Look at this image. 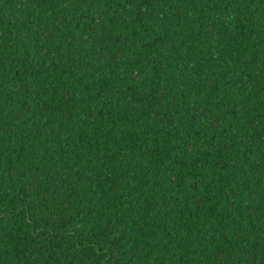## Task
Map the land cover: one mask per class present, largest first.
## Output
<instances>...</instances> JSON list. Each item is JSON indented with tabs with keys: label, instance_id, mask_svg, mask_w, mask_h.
<instances>
[{
	"label": "trees",
	"instance_id": "obj_1",
	"mask_svg": "<svg viewBox=\"0 0 264 264\" xmlns=\"http://www.w3.org/2000/svg\"><path fill=\"white\" fill-rule=\"evenodd\" d=\"M0 264H264V0H0Z\"/></svg>",
	"mask_w": 264,
	"mask_h": 264
}]
</instances>
